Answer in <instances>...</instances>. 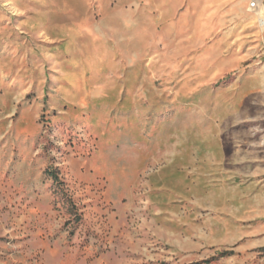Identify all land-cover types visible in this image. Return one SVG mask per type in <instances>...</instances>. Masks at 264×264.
Wrapping results in <instances>:
<instances>
[{
	"label": "rangeland",
	"instance_id": "obj_1",
	"mask_svg": "<svg viewBox=\"0 0 264 264\" xmlns=\"http://www.w3.org/2000/svg\"><path fill=\"white\" fill-rule=\"evenodd\" d=\"M263 21L0 0V264H264Z\"/></svg>",
	"mask_w": 264,
	"mask_h": 264
},
{
	"label": "built area",
	"instance_id": "obj_2",
	"mask_svg": "<svg viewBox=\"0 0 264 264\" xmlns=\"http://www.w3.org/2000/svg\"><path fill=\"white\" fill-rule=\"evenodd\" d=\"M252 6H257V1H255V2H252V4H251Z\"/></svg>",
	"mask_w": 264,
	"mask_h": 264
},
{
	"label": "bare ground",
	"instance_id": "obj_3",
	"mask_svg": "<svg viewBox=\"0 0 264 264\" xmlns=\"http://www.w3.org/2000/svg\"><path fill=\"white\" fill-rule=\"evenodd\" d=\"M264 22V21H263Z\"/></svg>",
	"mask_w": 264,
	"mask_h": 264
}]
</instances>
